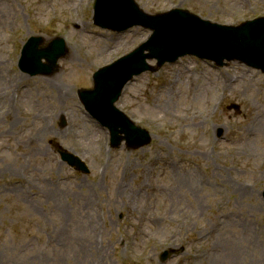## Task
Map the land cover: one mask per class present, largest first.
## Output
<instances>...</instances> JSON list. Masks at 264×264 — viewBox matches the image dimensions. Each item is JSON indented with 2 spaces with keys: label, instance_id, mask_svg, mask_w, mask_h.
<instances>
[{
  "label": "rangeland",
  "instance_id": "obj_1",
  "mask_svg": "<svg viewBox=\"0 0 264 264\" xmlns=\"http://www.w3.org/2000/svg\"><path fill=\"white\" fill-rule=\"evenodd\" d=\"M94 1L0 0V264H264V73L190 55L145 71L115 105L150 141L112 146L77 93L151 31L95 25ZM134 2L224 27L264 17V0ZM32 36L63 39L50 72L19 69Z\"/></svg>",
  "mask_w": 264,
  "mask_h": 264
},
{
  "label": "water",
  "instance_id": "obj_2",
  "mask_svg": "<svg viewBox=\"0 0 264 264\" xmlns=\"http://www.w3.org/2000/svg\"><path fill=\"white\" fill-rule=\"evenodd\" d=\"M124 11L126 14L134 11L135 15L118 27L110 25L108 21ZM93 12L94 23L103 28L121 31L142 25L152 31L149 38L134 50L99 68L93 74V88L78 91L88 113L108 128L112 146L119 145L122 140L128 146H141L150 141L149 133L135 125L114 104L134 75L153 71L165 62H175L187 54L212 60L219 66L224 60H238L264 73V17L249 20L239 27H224L183 9L150 15L143 12L134 0H95ZM40 42L39 37H30L19 59V68L31 75L50 72L65 52L61 38L53 40L45 50L38 49ZM42 58L47 64L41 62ZM147 59H156V66L148 64ZM60 157L77 170L88 172L79 157L66 151L60 152Z\"/></svg>",
  "mask_w": 264,
  "mask_h": 264
},
{
  "label": "bare ground",
  "instance_id": "obj_3",
  "mask_svg": "<svg viewBox=\"0 0 264 264\" xmlns=\"http://www.w3.org/2000/svg\"><path fill=\"white\" fill-rule=\"evenodd\" d=\"M71 59H72V56H71ZM63 94L65 93V91H61ZM66 94V93H65ZM189 178L192 180L191 183H194L196 182V174H195V180H193V173H190L189 175ZM190 188V187H189ZM91 221L93 222V218H91Z\"/></svg>",
  "mask_w": 264,
  "mask_h": 264
}]
</instances>
